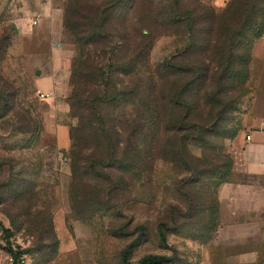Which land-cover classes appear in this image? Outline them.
Instances as JSON below:
<instances>
[{"label": "rangeland", "instance_id": "rangeland-1", "mask_svg": "<svg viewBox=\"0 0 264 264\" xmlns=\"http://www.w3.org/2000/svg\"><path fill=\"white\" fill-rule=\"evenodd\" d=\"M52 1L65 15L74 0ZM233 1L222 5V0H200L206 8L200 21L207 19L213 25ZM189 2L136 0L132 4L125 21L119 22L126 23V31L119 34L130 44L128 50L115 53L114 62L120 66V59L134 51L140 56V64L129 76L136 95L129 97L130 104L120 112L112 131L102 123L100 114L105 108L98 102L95 112L84 114L86 128L78 141L81 120L69 103L75 90L71 76L76 57L35 55L45 50L39 2L0 0V88L7 85L0 90V264L11 261L5 229L13 232L11 243L22 252L20 264H123L122 253L135 240L129 264H140L151 256L172 260L165 264H190L187 250L175 249L174 241L209 243L223 221L235 219L247 223L245 239L262 241L264 248V203L257 214L234 219L229 216L232 204L219 198L225 182L264 185V178L236 176L231 167L235 140L254 130L249 121L256 97L264 106V31L259 34L258 25H252L251 38L248 35L244 40L246 34L241 35L230 44L232 69L237 74L223 97L231 104L228 113L219 118V108L213 111L208 106L203 107L201 117L196 110L190 125L182 123L181 132L165 137L168 146L164 150L154 120L148 130H139L152 116L159 96L155 72L166 63L156 64L168 56L167 63L182 65L189 60L183 54L190 45L186 25L170 26L169 21L173 12L187 15ZM239 19L232 17L225 31L232 33ZM52 41L75 46L64 31V17L63 33L55 34ZM220 42L215 30L208 52L211 68L220 59ZM258 44L262 47L256 55ZM254 52L255 62L262 65L258 90L252 84ZM55 70L63 83L54 94L42 98L37 83ZM117 70L123 72L120 67ZM117 77L121 75L115 74L114 80ZM218 88V83L209 84L207 97L216 100ZM54 108L57 115L46 121ZM46 124L56 128L58 142L47 133ZM75 142L79 149L74 161ZM160 225L165 227L168 247L160 238ZM232 233L236 239L228 243H237L242 233L237 229Z\"/></svg>", "mask_w": 264, "mask_h": 264}, {"label": "trees", "instance_id": "trees-1", "mask_svg": "<svg viewBox=\"0 0 264 264\" xmlns=\"http://www.w3.org/2000/svg\"><path fill=\"white\" fill-rule=\"evenodd\" d=\"M136 0H74L69 2L64 15V31L72 38L76 48V60L72 69L71 81L75 88L69 101L72 113L81 120L80 130L77 139L82 137L85 129L86 112H95V107L100 105L105 108V113L100 114L102 123L112 130H115L116 122L120 112H124L130 104L129 97L136 95V88L129 76L134 74L140 56L135 51L121 58L120 66L115 64V53L120 50H128L129 40L126 36H120L119 31H126L124 25L119 23L125 21L131 6ZM188 10L184 17L176 12L169 15L170 26L186 25L188 29L189 48L184 56L189 60L185 64H178L175 61L167 63V59L155 72V79L158 80L159 96L157 97L154 109L148 110L152 116L145 119V127L139 126V130L149 129V125L155 122L156 130L163 136V150L168 146L165 137L170 134L181 132L184 128L180 124L188 123L194 116L196 110L204 114L203 107H212L216 116L221 117L230 111L231 104L223 100L227 88L235 73L233 72V46L231 42L244 40L253 33L252 25L260 27L259 34L264 31V0H234L228 7L224 16L213 25L208 20L200 21L199 15L204 14L206 8L200 0H189ZM232 17L240 18L238 27L233 32L225 31V27L232 20ZM243 17L245 19L243 20ZM199 22V23H197ZM202 24V25H201ZM241 24V26H240ZM245 25H249L250 28ZM218 31L220 42L217 49V64L211 68L209 50L212 44L214 31ZM254 35H258L254 34ZM261 35H258V39ZM239 38V39H237ZM248 38V39H249ZM218 45V44H217ZM131 51V49L129 50ZM230 57V58H229ZM229 58V66L226 61ZM125 59V61H124ZM214 63V61H213ZM145 65V64H143ZM160 65V64H159ZM123 72H118V68ZM115 74L121 78L114 80ZM237 74V73H236ZM237 76V75H236ZM238 78V77H237ZM2 82V81H1ZM218 83L216 100L207 97L208 85ZM3 90L7 85L1 84ZM157 89V86H156ZM202 107V111L199 108ZM181 113L184 117L176 118ZM99 114V113H98ZM95 113V117L99 115ZM155 117V118H154ZM195 117V116H194ZM190 125V124H189ZM137 127H135L136 129ZM110 132L107 131V137ZM114 135V133L111 132ZM114 144L111 145V148ZM79 149V142L74 143L72 159L75 161V152ZM164 154H166L164 152ZM76 165V164H74ZM233 173V159L231 163ZM245 177V176H244ZM248 177V176H246ZM229 182V181H228ZM227 183V182H225ZM224 184V183H223ZM164 226H159L160 238L163 244L168 247L167 239L163 233ZM5 240L8 246L9 255L13 258V264H20L21 250H15L11 239L13 232L4 230ZM138 240L129 244L122 253V263L129 264L132 251ZM172 260L166 256H151L140 264H165ZM261 262L260 264H263Z\"/></svg>", "mask_w": 264, "mask_h": 264}, {"label": "crops", "instance_id": "crops-1", "mask_svg": "<svg viewBox=\"0 0 264 264\" xmlns=\"http://www.w3.org/2000/svg\"><path fill=\"white\" fill-rule=\"evenodd\" d=\"M36 1L39 2L41 9L39 11L41 18L40 27L41 33L44 35L43 45L45 53L42 50H38L35 55L51 56L56 59L64 56L73 58L76 54L74 45L59 44L52 41L55 34L63 33V10L61 7H54L52 0ZM225 1L222 0V5H224ZM261 47V44L256 46V55ZM255 52L252 66V84L258 90L256 85L259 77L258 69L262 65H258L257 60L255 62ZM168 57L162 59L156 65L165 62L169 59ZM59 74L60 72L55 70V72L52 71L50 74H45V76L42 75L37 85L43 94L50 96L55 93V90L60 88L63 80L60 79ZM262 104V99L256 97L249 121V125L254 129L249 135L251 140L247 142V135L244 133L240 134L235 140L232 159L233 174L236 176L264 178V106L262 109ZM55 112L57 115L55 108L49 111L46 115V121L51 119ZM45 127L47 133L54 135L58 142L59 137L56 128H52L49 124H46ZM219 195L222 202L232 204L233 209L229 212V216H233L234 219L237 216L255 215L260 211L264 203V185L256 183L240 185L232 182L224 183L220 188ZM233 221H223L219 231L215 234L216 236L209 243L181 238L179 241H174V246H172L177 250H187L190 264H260L263 260L262 254H264V250L260 252L261 249H264L263 242L261 241V244H259V242L254 243L252 240H246L245 235L248 232L244 227L247 223L237 220L236 222ZM232 229H237L239 233H242L241 235L239 234L237 243H228V241L235 238ZM254 232L253 234L256 233ZM258 246L261 249H258Z\"/></svg>", "mask_w": 264, "mask_h": 264}, {"label": "built area", "instance_id": "built-area-1", "mask_svg": "<svg viewBox=\"0 0 264 264\" xmlns=\"http://www.w3.org/2000/svg\"><path fill=\"white\" fill-rule=\"evenodd\" d=\"M35 23H37V22H35ZM42 95V98H46V97H48L49 95L48 94H41ZM247 140H248V142L251 140V136H247ZM14 263V260H13V258L11 257V261H10V264H13Z\"/></svg>", "mask_w": 264, "mask_h": 264}, {"label": "water", "instance_id": "water-1", "mask_svg": "<svg viewBox=\"0 0 264 264\" xmlns=\"http://www.w3.org/2000/svg\"><path fill=\"white\" fill-rule=\"evenodd\" d=\"M36 74H37V75H40V74H41V72L38 70V71L36 72Z\"/></svg>", "mask_w": 264, "mask_h": 264}]
</instances>
